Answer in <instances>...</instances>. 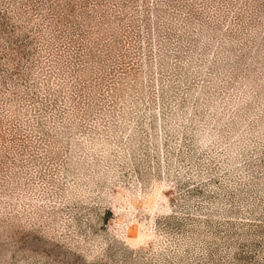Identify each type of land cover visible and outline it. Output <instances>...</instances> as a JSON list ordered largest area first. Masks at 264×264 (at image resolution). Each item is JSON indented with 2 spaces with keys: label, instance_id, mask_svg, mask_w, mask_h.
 I'll use <instances>...</instances> for the list:
<instances>
[{
  "label": "rangeland",
  "instance_id": "obj_1",
  "mask_svg": "<svg viewBox=\"0 0 264 264\" xmlns=\"http://www.w3.org/2000/svg\"><path fill=\"white\" fill-rule=\"evenodd\" d=\"M0 264H264V0H0Z\"/></svg>",
  "mask_w": 264,
  "mask_h": 264
}]
</instances>
